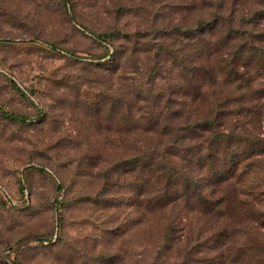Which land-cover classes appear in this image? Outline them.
<instances>
[{"label": "rangeland", "instance_id": "obj_1", "mask_svg": "<svg viewBox=\"0 0 264 264\" xmlns=\"http://www.w3.org/2000/svg\"><path fill=\"white\" fill-rule=\"evenodd\" d=\"M263 8L0 0V264H264Z\"/></svg>", "mask_w": 264, "mask_h": 264}, {"label": "trees", "instance_id": "obj_2", "mask_svg": "<svg viewBox=\"0 0 264 264\" xmlns=\"http://www.w3.org/2000/svg\"><path fill=\"white\" fill-rule=\"evenodd\" d=\"M259 12H263L264 13V8L263 9H261ZM255 14V13H254ZM248 37L249 38H251V37H253V35L251 34V33H249L248 34ZM99 38H101V36H99ZM15 87L17 88V89H19V86H17V85H15ZM4 114H6L8 117H12V118H16V119H23V117L22 116H20V115H13V114H9V113H4ZM169 180H170V182H167L168 183V186L172 183V181H171V176L169 177ZM187 180H188V178H187ZM193 180V179H192ZM187 184V183H186ZM172 185H175V182H174V184H172ZM197 186V185H196ZM168 190V189H167ZM168 192V191H167ZM177 193V192H176ZM193 193H196V191L195 190H193L192 192L190 191H188L186 188H185V191H184V194H183V196H185V203H187V204H189V206H196V207H192L193 209H195V208H198V210L200 211V212H202V211H204V212H206V213H210L211 212V210L213 209V207L215 206V201H213L212 199H209L208 201H206L207 203H204L203 204V206H204V209L202 208V210H200L199 209V207H198V205H196L194 202H192L191 200V198H192V194ZM180 197V195L177 193L176 195H172V193H167V195H166V197H165V199H164V203H162V204H166V202H171V200H173V202H175L174 200H176V198H179ZM167 198H169L168 200H166ZM170 230H171V228H169ZM203 234H204V231L203 230H201L200 231V229H197L194 233H193V235H194V241L193 242H195L196 243V245L198 246V248L199 249H202V251H204L205 249H204V247H203V245L204 244H206V245H208V241L210 240V237H206V238H203ZM208 236V235H207ZM168 241H172L173 240V235H172V231H170V233L168 234ZM195 245V246H196ZM208 251H210V250H208ZM208 251H207V253H208Z\"/></svg>", "mask_w": 264, "mask_h": 264}]
</instances>
